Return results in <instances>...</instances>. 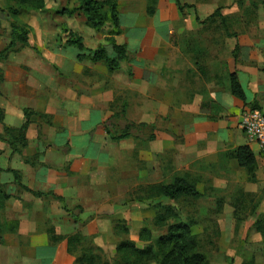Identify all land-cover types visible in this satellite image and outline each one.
<instances>
[{
  "label": "crops",
  "instance_id": "obj_1",
  "mask_svg": "<svg viewBox=\"0 0 264 264\" xmlns=\"http://www.w3.org/2000/svg\"><path fill=\"white\" fill-rule=\"evenodd\" d=\"M179 2L192 6L185 12L189 33L202 29L197 17L203 20L219 6V0ZM144 9L121 12L122 34L115 40L134 56L129 71L111 72L104 62L79 61V52L45 59L32 45L4 63L0 107L5 124L22 128L25 109L37 116L26 133L27 146H19L21 155L0 143V187L8 196L0 208V264H74L71 237L107 242L108 229L129 209L130 194L170 184L174 168L178 173L185 168L198 185L205 176L234 172L236 162L227 154L241 146L248 145L264 162L258 144L240 133L242 111L259 98L264 101V64L254 58L251 45L240 43L251 58H231L226 72L218 75L209 67V54L200 63L199 51L212 44L190 36L174 43L182 18L176 4L160 0L154 19ZM235 45L226 43V49ZM186 58L190 64L180 66ZM229 73L238 75L247 105L231 94ZM50 88L52 94L42 93ZM119 109V117L130 116L134 130L127 126L123 133L132 131L130 137L115 140L123 135L113 125ZM46 115L52 117L48 123L43 122ZM143 128L149 132L145 139Z\"/></svg>",
  "mask_w": 264,
  "mask_h": 264
},
{
  "label": "rangeland",
  "instance_id": "obj_2",
  "mask_svg": "<svg viewBox=\"0 0 264 264\" xmlns=\"http://www.w3.org/2000/svg\"><path fill=\"white\" fill-rule=\"evenodd\" d=\"M45 1V10L30 11L23 9L18 3L11 2L10 0H0V52L11 43L12 27L14 25H19L29 29L30 45L35 46L33 49L35 51H38V49L41 50V53L44 54L42 56L45 59H49L53 55H59L61 52L69 56L73 54L77 55V49L68 45L69 33L72 32L83 39V43L86 47L100 48L105 45L112 50L113 57L111 58L117 57L112 42L116 41L115 37L122 34L121 19L119 28L117 29L119 34L115 35V33H113L115 28L111 22H106L102 28L95 30L87 25L86 15L81 11H78L73 16H62L59 14V11L62 9H78L80 6L79 0ZM171 2L176 4L175 0H171ZM143 5L146 9L148 18L154 19L160 10V0H158L156 7L157 12L152 16L148 14L150 7L148 0H119V18H121L122 11L131 9L138 10L141 9ZM181 5H183V3H181ZM185 5L186 4L183 6ZM176 6L182 18H180V22L177 25L178 34L174 37V43L185 41L186 37L190 36L194 41H200L204 44H208V46L212 44L213 46H209L210 50L199 51L200 63L204 61L206 54H209L212 61L209 67H211L216 74L221 75L223 71L226 72L228 62L231 58H234L236 54L239 60V58H251L252 54L254 56L255 53L256 55L254 58L259 59L264 64V0H219V6L207 17L203 20L200 18L198 19V17L196 18L199 27H202V29H200L199 32L190 33L188 30L186 31L189 22L187 20L185 21V12L191 8H187L182 12L177 4ZM10 9L19 11V15H14ZM218 10H220L222 17L215 16ZM212 16H214V19L209 20ZM224 19H226L225 23L223 22ZM203 22H206V24H202ZM226 25L228 31L225 28ZM184 30L188 32V35L183 32ZM228 33L237 35V37L230 39L228 38ZM226 43L236 44L235 49H226ZM240 43L250 44L252 54L250 51L243 54ZM237 46L239 49L236 50ZM211 47L213 48L211 49ZM133 58L134 56L128 51V60L121 63L122 71L126 68L129 71ZM189 59L191 60L190 57ZM186 60L179 61V65L182 66L184 63L189 65V60L187 58ZM4 63L5 62L0 63L2 69ZM237 66L241 65L237 64ZM26 70L30 71V68H26ZM130 74L132 75V72H130ZM60 88L66 89V87L61 84ZM53 91L54 90L50 88V90H45L42 93L44 95H46L47 92L52 94ZM262 105H264V101L259 98L256 100L255 106L251 105L242 111L240 116V133L242 135L245 134V136L248 137L242 127V117L244 113L246 110H257L264 116ZM0 109L3 110L2 107H0ZM3 111L5 112V110ZM117 111L118 113L115 114L117 118H115L113 122V125L116 124L118 126L117 132L123 133L127 126L131 130H134V128L132 129V126H130L132 123L129 119L130 116L129 118L119 117L120 109ZM35 118L36 117L33 118L34 122L38 120ZM51 118V116L46 115L45 118H43V122L48 123L51 121ZM5 128L10 127L5 124L4 119V122L0 124V134L6 141L3 142L0 138V143L6 144L7 147L16 153L9 143H7L10 137L6 134ZM129 132L132 133L130 130ZM133 133L136 135L137 132L134 131ZM148 135V129L143 128L144 139L147 138ZM176 147H174L172 152L173 157L178 155ZM0 151L3 150L0 148ZM3 153L0 154V159ZM261 159L264 158L261 157ZM174 169L176 170V168ZM174 169H172L171 183H173L178 177L177 175L180 174H182V178L189 180L190 183H196L195 179L190 176V172L185 168L182 171L183 173L175 172ZM234 169V172L229 171L226 173L227 175H208L202 178L198 185H196L203 195V197L199 199L182 197L175 201L162 200L163 197L157 194L150 197L151 191H149L147 187H143V189L140 188L139 191H134V193L130 194L127 203L129 209L123 212V218H120V220L117 221L119 223L116 222L117 224L115 226L113 225L108 229L107 242L96 244L93 236H86L89 240L88 244L92 247L93 252L101 258L100 260L102 262H98V264H113L117 257V245L124 240H132L140 249H144L148 245L157 248L156 242L160 237L168 233L169 226L179 222L193 224L192 232L198 238L199 251L207 256L210 264H250L253 262L254 264H264V238L263 235L257 231L256 227L258 217L264 214V162L259 160V168L256 172L257 178L254 183L249 181L246 171H241L235 166ZM160 185L168 184L161 183ZM213 185H215L217 189L223 190H213L210 192L208 187ZM149 200H153V202H151L152 204L148 203ZM3 203L4 199L0 196V208ZM157 206L162 209L173 211L176 217L169 218L168 224L166 223L165 226L156 224L155 219L159 211ZM124 229L129 230L128 235H125ZM143 229L151 232V241H144L140 238ZM75 249L74 256L83 255V251L81 252L80 248L77 247ZM149 264H160V261L153 260L149 262Z\"/></svg>",
  "mask_w": 264,
  "mask_h": 264
},
{
  "label": "trees",
  "instance_id": "obj_3",
  "mask_svg": "<svg viewBox=\"0 0 264 264\" xmlns=\"http://www.w3.org/2000/svg\"><path fill=\"white\" fill-rule=\"evenodd\" d=\"M11 2L18 3L23 9L30 11H43L46 9L45 0H10ZM80 6L78 9H62L59 14L64 16H73L78 11H81L86 15L87 25L92 29L99 30L102 28L106 22H111L115 28L113 33L119 34L117 29L119 28L120 18H119V0H79ZM149 10L148 14L150 16L156 14V7L158 0H148ZM180 10L183 12L187 8H192L190 5H181L178 0H175ZM14 15H19V11L10 9ZM215 16L222 17L220 10L217 11ZM214 16L209 18L213 20ZM226 22V19L223 20ZM206 24V22L202 23ZM226 30L228 27L226 25ZM66 31V30H65ZM116 31V32H115ZM30 31L28 28L14 25L12 27L11 43L2 52H0V63L6 62L9 57L14 53H19L24 49L30 47L29 43ZM228 38H235L237 35L228 33ZM68 45L73 46L79 52V61L90 60L94 63L104 62L108 66L111 72H116L121 69V63L128 60V50L126 46H120L116 41L112 42L115 53H117L116 58H111L105 47H100L98 50L93 51L88 49L84 43L83 39L75 33H69ZM239 49L238 46L236 50ZM237 55V54H236ZM234 59L237 61V56ZM5 81L4 70L0 67V97L2 96L1 85ZM229 89L231 94L237 99L241 100L246 105L248 102V96L246 90L243 88L239 81L238 75L236 73L228 74ZM25 117L27 119L26 124L20 128H5L6 134L10 137L7 141L9 145L18 154H22L19 150V146L25 148L27 146L26 133L28 131L31 119L33 116H37L31 109L24 110ZM123 116H126L125 112ZM5 112L0 109V124L4 122ZM143 127L146 125H142ZM141 126V127H142ZM127 132L123 135L117 137L115 140H121L129 138L130 134ZM1 141L5 142L2 135L0 134ZM3 151H0L2 154ZM228 158L234 160L239 169L247 172L249 181L254 183L256 181V172L259 168V158L251 150V148L246 146H241L236 150L229 152L227 154ZM27 164H32L30 159L24 158ZM35 197H43L45 195L34 193L30 190ZM154 194L161 196L163 198L175 201L182 197L199 199L203 195L198 191L196 183H190L189 180L177 177L176 180L168 185H157L151 190V195ZM0 196L6 200L7 195H4L2 188L0 187ZM62 201V199H58ZM159 211L157 214L156 224L165 226L169 218L176 217V214L171 210L162 209L158 207ZM168 224V223H167ZM192 223L179 222L175 225H171L168 228V233L156 242L157 248L151 245L146 246L144 249L137 247L135 242L132 240H124L117 245V257L113 264H149L153 260L160 261V264H210L207 256L199 251L198 238L192 232ZM257 231L263 235L264 238V214L260 215L256 221ZM117 229V227H116ZM117 231V230H116ZM125 235H128L129 230L124 229ZM123 234V233H122ZM151 232L149 230L143 229L140 238L144 241H151ZM89 240L86 236L77 234L69 239V246L74 250L75 248H80L83 255L75 256V264H98L102 262L100 257L93 252L92 247L88 244ZM4 242L3 237L0 235V244ZM110 264V263H108ZM250 264H254L250 263Z\"/></svg>",
  "mask_w": 264,
  "mask_h": 264
},
{
  "label": "built area",
  "instance_id": "obj_4",
  "mask_svg": "<svg viewBox=\"0 0 264 264\" xmlns=\"http://www.w3.org/2000/svg\"><path fill=\"white\" fill-rule=\"evenodd\" d=\"M242 127L251 142L258 144L264 158V116L257 110H246Z\"/></svg>",
  "mask_w": 264,
  "mask_h": 264
}]
</instances>
